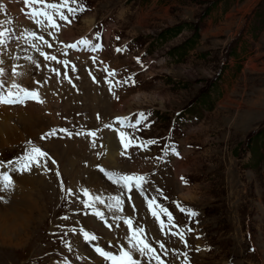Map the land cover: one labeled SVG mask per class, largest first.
Masks as SVG:
<instances>
[{
	"label": "rangeland",
	"instance_id": "1",
	"mask_svg": "<svg viewBox=\"0 0 264 264\" xmlns=\"http://www.w3.org/2000/svg\"><path fill=\"white\" fill-rule=\"evenodd\" d=\"M18 3L19 0L11 13L17 22L22 18ZM81 3L85 11L77 15L71 26L60 23L63 26L54 34L55 41L32 21L23 23L22 33L27 28L39 33L48 44L53 42L49 52L45 50L48 56L55 53L59 61L69 63L68 69H63V63L42 59L37 49L42 46L28 41V46L37 48L30 51L34 63H28L26 73L30 76L32 70L34 79L50 85L49 91H43L46 97L50 96L45 102L49 107L44 112L30 108L31 132H21L20 143L0 149V163L18 161L30 147L29 141L51 156L53 150L58 153L54 158L57 163L47 162L50 171L46 172L44 185L36 186L41 194V202L36 199L41 207L38 222L33 220L34 228L26 233L28 239L22 246L10 250L8 256L0 250V264H105L83 241L80 230L99 237L92 243L116 252L112 245L121 242L120 233L124 227L127 233V228L123 223L116 227L105 205L97 203L95 208L105 214L108 223L113 221L111 230L92 214V208H84L85 189L90 196H125L122 214L133 213L134 227L146 230L148 241L165 264H264V0ZM4 18L0 8V20L5 22ZM20 25L22 22L11 34ZM91 30V42L102 46L98 55L92 54L94 60L87 51L62 50ZM17 32L11 35V50L16 48ZM117 48L123 51L118 53ZM2 56L12 65L11 55ZM72 64L77 66L75 71ZM84 67L94 72L97 85L89 81ZM57 69L59 75L53 71ZM65 70L68 76L70 73L80 78L77 86L74 79H70L71 83L64 79ZM109 72L115 75L109 76ZM106 80L114 85L116 81H127L113 88L118 99L109 92ZM140 112L147 115L144 124L150 127L141 124L139 130L122 131L144 141L157 140L158 144L150 145L147 151L130 147L124 157L116 149L114 159L107 165L101 150L104 125L112 124L119 115L131 117L134 122ZM53 128H66L71 133L96 131L95 147L84 136L41 141V135ZM68 143L73 145V152L64 149ZM188 147L190 155L178 160L181 151ZM173 148L179 155L173 154ZM103 166L110 172L143 175L147 181L143 185L145 196L155 197L167 207L178 227L166 225L161 232L144 197L135 189L129 203L127 196L116 193L118 187L101 172L96 173L95 179L91 177L95 167ZM32 171L35 178L41 175ZM61 184L74 194L62 191ZM177 204L198 215L187 217ZM162 219L166 221V217ZM89 221H96L98 227ZM185 227L194 230L185 232L188 247L178 235H172ZM66 243L72 245L71 249ZM249 249L256 254L248 253ZM136 258L142 264H156L146 256Z\"/></svg>",
	"mask_w": 264,
	"mask_h": 264
},
{
	"label": "snow or ice",
	"instance_id": "2",
	"mask_svg": "<svg viewBox=\"0 0 264 264\" xmlns=\"http://www.w3.org/2000/svg\"><path fill=\"white\" fill-rule=\"evenodd\" d=\"M24 8H27L28 11L24 12ZM85 11L84 5L81 3V0H23V7L21 8V12L31 20L38 28L42 29H52L53 32H50V35H54L59 33L61 30L62 24L58 23V21L64 22V24H71L77 17L78 14ZM5 23H11V21L0 22V48L6 47L7 39L11 38V30L5 27ZM23 38L26 42L42 40L43 37L36 34L34 31H29L25 29L20 36H17V39ZM98 40L99 37L97 36ZM49 48L52 46L48 44L47 41H43ZM66 47L71 48L73 50H88L92 51L102 50V46L99 43L93 44L89 39L84 38L75 43L68 44ZM116 52H122L123 49L117 48ZM40 55L44 57L45 60L56 61L57 64L63 63L65 66L68 65V61H59L55 56H48L45 52L41 51ZM19 57H17L18 59ZM30 60V58H27ZM95 59V58H93ZM34 63V61H31ZM139 63V60H137ZM5 63L3 59H0V78L5 77L8 73L7 70L2 66ZM19 65H13L11 67V84L9 87H6L5 83L0 82V106L4 107H21L26 108L29 103H33L36 105H43L44 100L40 96L39 87L37 88H28L19 82L18 78L22 79L27 75L26 72L17 71ZM38 67V65H37ZM56 71V74L59 75V70ZM73 71H75V67H73ZM107 71V69H105ZM109 76H114V72H109ZM64 79H67L69 83L71 80L68 77L67 71L65 70ZM131 80V77L128 78ZM93 82L95 78H93ZM37 85H40L39 81H36ZM106 83L109 85V92L114 96H116L115 92H113V88L120 83H127V81H116L115 85L110 80H106ZM42 86V85H40ZM75 87V85H73ZM99 119V116L97 117ZM147 120V115L143 112L137 114V118L133 122L131 117H117L112 124H105L104 128L110 129L116 132L119 137L120 145L122 146V151H120V155L122 157L127 155V150L130 147L139 148L140 151H147L150 145L158 144L157 140H141L139 137L133 138L129 133L122 131V129L131 128L134 130H139L138 126L144 124ZM119 125V128H114L113 125ZM144 127H150L148 124H144ZM74 136H84L85 138L90 139L93 147H95L97 132L96 131H81L78 133H71L66 128L56 129L53 128L50 131L45 132L41 135V141H47L52 138L58 139H72ZM30 147L26 150L25 155L21 157L18 161L14 162L16 164L15 171L20 174L31 172L33 168H43L45 172L50 171V168L47 165L48 161H51L53 165L57 163V161L46 151H44L41 147L32 145L31 141L28 142ZM103 147V145H101ZM167 147V146H166ZM174 155H179L175 151V148L172 149ZM160 159V158H157ZM43 161V163H41ZM103 176L111 182L112 185L121 189L122 193L127 196V200L129 203H132V192L135 189L141 196L144 197L145 205L148 209L149 214L154 219L156 224L159 225V230L161 232L164 231L166 225L172 228L178 227L175 218L172 212L169 211L167 207H165L162 203H158L156 198L153 197L149 199L145 196V192L143 189V185L147 183L145 177L143 175H139L136 173L131 174H122L117 172H110L103 168L99 169ZM57 177L60 176V172H56ZM183 180V178H182ZM2 186H0V192L11 191L13 187V180L8 175L7 172L3 174ZM187 183V181H184ZM61 190L65 191L64 185L61 184ZM68 195H73L72 189L66 190ZM82 195L87 199L84 200L83 206L84 208H92L93 215L102 221L106 227L110 230L112 228V224H109L105 219V214L99 209L95 208V205L99 203L100 205H105L110 213H112V220L114 221L116 227H120V221L122 220L123 225L127 228V233L124 237V241L118 242L115 245H112L117 249L116 252L106 251L99 245H94L95 252L103 259L105 264H142L141 260L137 259V254L140 257H147L149 260H155L156 264H165L164 261L161 260L159 255H156L155 249L151 245V243L147 239L146 230L143 227L136 226L134 227L133 220L129 217L122 216L118 213H123L124 211V203L125 201L121 198L120 195H113L104 197L102 195H91L88 190H83ZM3 197H0L2 200ZM107 201V203H106ZM133 210L135 211V205L133 204ZM178 210L181 213H184L187 217L192 218L198 215L195 211H190L181 207L179 204L176 205ZM162 217H166V221L162 219ZM62 219L67 220L68 217H62ZM194 231L191 228L185 227L184 230L173 232L172 235L179 236L180 241L184 243L185 247H188L187 241L185 240V232L191 233ZM79 235H82L83 241L85 243H91L92 241H96L99 239L96 235L85 231L83 229L80 230ZM199 239V237H197ZM66 247L71 249L72 245L66 243ZM161 248L164 246L161 244ZM199 251V249H196ZM175 254V253H174ZM185 257H187V253H183ZM185 264L187 262L185 261Z\"/></svg>",
	"mask_w": 264,
	"mask_h": 264
},
{
	"label": "bare ground",
	"instance_id": "3",
	"mask_svg": "<svg viewBox=\"0 0 264 264\" xmlns=\"http://www.w3.org/2000/svg\"><path fill=\"white\" fill-rule=\"evenodd\" d=\"M20 21H26V20H24L23 18H19L18 22H20ZM0 22H4V21L0 20ZM26 22H28V21H26ZM18 28L20 30H23V26L18 27ZM65 30H67V29H65ZM42 31H43L44 35H46L47 37H50L51 40L52 39L54 40V35L49 34L50 32H53L52 29H50V28L49 29H42ZM21 33H22V31L21 32L18 31L16 33L17 43H14V46H16L15 50H11L10 47H7L5 49L0 48V54L1 55L5 54L6 57L10 56V55L12 56V58L9 59V61H11L12 65L8 64V62L6 61V58L4 56L0 57L3 60L5 59L4 64L6 67H4V68L7 70V73H8L5 77L0 78L1 81L6 80V78L9 76L11 78V72L9 69L13 65H19L20 66L17 68V71L26 72V67H27L28 63L30 66V63H31L30 60L33 61L32 56L30 55L29 49H27L25 44H23V38L21 37L20 39H17V36H20ZM12 34L15 35V31L12 32ZM43 41H44V39H43ZM10 44H11V42H10ZM30 44L32 45V43H30ZM40 45L42 46V48H44L46 44H44V42H43ZM65 48H66V46H65ZM34 49H36V48H34ZM17 57H19V58L17 59ZM27 58H30V60ZM27 69L29 71L28 67H27ZM28 77H29V75L27 73L26 76H24L22 79L18 78V80L25 81ZM55 82H54V84H55ZM41 85L42 86H39V88L41 89L42 93H44L43 91L45 89H47V91H49L48 89H50V85L42 84V83H41ZM48 97H50V96L48 95ZM48 97H47V99H48ZM58 98H56V99L58 100ZM48 107L49 106H47L45 103L42 106L36 105L33 103H29V105L26 108H21V107L10 108V107L0 106V149H4L6 147H13L15 143H20L23 140L22 139V133H30L31 132L32 122H30V120H31V114L32 113H31L30 108L37 109V110L39 109L40 111L44 112V110H48ZM101 137L104 140L102 145H103V147H106V149H104L102 147L101 150H102V153L104 154V156L106 157L104 162H106V164L108 165V162H112L111 160L114 159V155L116 153L115 150L119 149L120 151H122V146L120 145L119 137L117 136L115 131L108 132L106 130H103ZM57 140H62V139L57 138ZM114 141H116V143ZM46 145H47V143H46ZM65 145H66L64 148L65 150H69V152L74 151V147L72 144L68 143ZM46 147L48 148L49 146H46ZM188 149H189V147L184 148L181 151V157L178 160L183 161L184 159H186L190 155V152L188 151ZM57 155H58V153H56L53 150L52 157L56 159ZM72 160L74 161L73 158H72ZM71 161H70V163H71ZM73 161H72V165L74 163ZM41 163H43V161ZM3 165H6V163H3L1 165V170H3V171H5V170L13 171L16 168L15 164H13V165L9 164L8 166H3ZM103 168L105 169L106 167L103 166ZM32 172H34L36 174L41 172V175H38L37 178H35V177H33L34 175H32V173H30V172H26L23 174L16 172L15 174H10L9 176L13 180V187H12L11 191L0 192V197H3V199L0 200V246H1L0 250L4 254H7V256H8V252L10 250L17 249V248H19V246H22L24 242L26 243V238L28 235L26 233H29V231H31L34 228V227L32 228L33 220L36 221L38 215H40L41 207L38 206L39 204L37 205L36 199L40 201L38 196L41 194H39L40 191L39 192L36 191V189H39L40 187L38 188L36 186H37V184H39V185H41V187H43L44 177L46 176V172L43 170V168H33ZM97 172L98 171H96V170L93 171V173L91 174V177H94V179H95ZM2 177L3 176L0 175V181H2ZM0 186H2V183H0ZM115 192L116 193H122V191L119 190V188H116ZM92 193H94V192H92ZM104 193H105V191L103 192V194ZM99 194H102V193H99ZM186 194H188V193H186ZM121 198L125 199V196L124 197L121 196ZM187 202H189V201H187ZM102 208H105V207H102ZM127 211H128V209H127ZM34 213H37V216L34 215ZM122 215H124L125 217H129L133 220V216H134L133 213H130V215H126V214H122ZM37 222H38V220H37ZM89 223H92V225L94 227H98V224L96 223V221H89ZM111 223H113L112 220H111ZM121 223H123L122 220L120 221V224ZM124 229H122L123 231L120 233L121 242L124 241V237L126 235V232ZM6 247H9V248H6ZM83 252L87 253L86 250H83ZM88 252H89V250H88ZM257 252L260 256L259 249L257 250ZM254 254H256V251H254ZM4 259H7V257ZM261 263L263 264V261H261ZM58 264H64V263H58ZM99 264H102V263L99 262ZM238 264H240V263H238Z\"/></svg>",
	"mask_w": 264,
	"mask_h": 264
}]
</instances>
